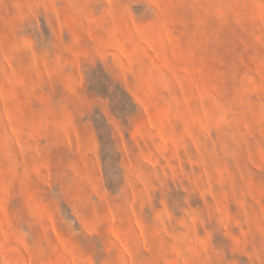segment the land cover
I'll use <instances>...</instances> for the list:
<instances>
[{"label":"rangeland","instance_id":"374dc122","mask_svg":"<svg viewBox=\"0 0 264 264\" xmlns=\"http://www.w3.org/2000/svg\"><path fill=\"white\" fill-rule=\"evenodd\" d=\"M0 264H264V0H0Z\"/></svg>","mask_w":264,"mask_h":264}]
</instances>
